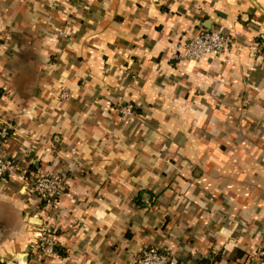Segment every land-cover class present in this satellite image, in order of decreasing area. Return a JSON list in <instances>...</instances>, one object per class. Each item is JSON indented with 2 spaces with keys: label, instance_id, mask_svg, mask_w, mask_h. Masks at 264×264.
Listing matches in <instances>:
<instances>
[{
  "label": "crops",
  "instance_id": "1",
  "mask_svg": "<svg viewBox=\"0 0 264 264\" xmlns=\"http://www.w3.org/2000/svg\"><path fill=\"white\" fill-rule=\"evenodd\" d=\"M217 26L233 34L218 57L170 56ZM259 34L264 0H0V121L30 172L65 176L58 260L134 264L168 244L179 264H264ZM37 202L0 177V264L30 263Z\"/></svg>",
  "mask_w": 264,
  "mask_h": 264
},
{
  "label": "built area",
  "instance_id": "2",
  "mask_svg": "<svg viewBox=\"0 0 264 264\" xmlns=\"http://www.w3.org/2000/svg\"><path fill=\"white\" fill-rule=\"evenodd\" d=\"M253 47L264 53V35L259 34ZM233 44V34L217 26L210 29L198 28L183 40L174 41L169 49L170 56L179 61H199L203 57H218L230 49ZM71 92L61 87L59 101H68ZM118 112L124 117H130L134 113V107L130 103L119 105ZM15 136L13 126L6 121H0V177H11L21 184L25 190L37 199V214L33 215L40 223L37 225L34 237L29 245V264H63L58 260L56 249L55 227L61 216L60 206L61 192L65 183V176L54 170H42L30 172L23 164L24 157L17 158L8 152V141ZM28 150L24 152L27 156ZM55 212V216L49 218V212ZM33 218V217H32ZM255 256L264 260V245L257 246ZM201 256L190 261L189 264H205L198 260ZM14 262L19 263V259ZM134 264H179L176 251L168 244L159 246H145L136 255Z\"/></svg>",
  "mask_w": 264,
  "mask_h": 264
},
{
  "label": "trees",
  "instance_id": "3",
  "mask_svg": "<svg viewBox=\"0 0 264 264\" xmlns=\"http://www.w3.org/2000/svg\"><path fill=\"white\" fill-rule=\"evenodd\" d=\"M229 253H231V254L233 253V256L234 257H238V258L240 256H244L245 255V252L244 251H241L239 249H231V251ZM198 260L201 261L202 263H205V264H212L213 261L218 260V257H213L212 256L210 259H207L206 257H201V259L198 258ZM1 264H4V263H1Z\"/></svg>",
  "mask_w": 264,
  "mask_h": 264
},
{
  "label": "water",
  "instance_id": "4",
  "mask_svg": "<svg viewBox=\"0 0 264 264\" xmlns=\"http://www.w3.org/2000/svg\"><path fill=\"white\" fill-rule=\"evenodd\" d=\"M34 221H36V222L40 223V220H34Z\"/></svg>",
  "mask_w": 264,
  "mask_h": 264
}]
</instances>
